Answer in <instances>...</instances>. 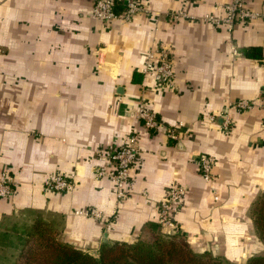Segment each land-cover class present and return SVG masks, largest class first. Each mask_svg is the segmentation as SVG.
Listing matches in <instances>:
<instances>
[{
	"label": "crops",
	"instance_id": "1",
	"mask_svg": "<svg viewBox=\"0 0 264 264\" xmlns=\"http://www.w3.org/2000/svg\"><path fill=\"white\" fill-rule=\"evenodd\" d=\"M233 1L140 0L131 20L106 24L95 0H0V168L14 189L0 198V264H17L43 221L95 257L139 242L173 186L186 190L174 218L194 252L234 264L264 253L251 215L264 195V0H242L257 17L230 29ZM161 50L171 84L147 70ZM244 100L254 107L238 109ZM142 106L159 128L137 117ZM135 136L120 200L97 157ZM201 157L214 162L209 181ZM58 175L68 190L49 189Z\"/></svg>",
	"mask_w": 264,
	"mask_h": 264
},
{
	"label": "built area",
	"instance_id": "2",
	"mask_svg": "<svg viewBox=\"0 0 264 264\" xmlns=\"http://www.w3.org/2000/svg\"><path fill=\"white\" fill-rule=\"evenodd\" d=\"M120 6L123 7L122 11H118ZM142 10L143 7L140 5V0H95L93 17L106 24L118 19L129 21ZM226 11L227 16L223 21L230 29L236 24L257 17L255 13L244 6L242 0H234L232 4L226 7ZM213 20L218 21V18ZM148 56L147 70L154 72L157 81L171 84L174 78V69L170 53L166 50H161L152 52ZM236 107L240 110H251L254 104L244 100L238 102ZM137 117L144 123L146 128H159L156 116L143 106L139 109ZM229 126L230 119L227 117L224 127L228 129ZM136 139V136L133 137L130 145L123 148L113 149L105 153L100 152L97 157L100 162L97 177H107L115 182L118 186V197L120 200L125 196L124 186L129 178L130 170L138 159ZM199 161L204 179L207 181L211 180L213 177V160L208 157H201ZM70 187L71 183L68 178L60 175L53 177L49 185V189L54 191L68 190ZM13 194L14 189L9 173L0 168V198H7ZM185 194L186 190L179 186H173L168 190L167 200L160 207L159 225L163 233L173 234V236L178 235L179 232L174 216L182 208ZM94 215L99 217V214Z\"/></svg>",
	"mask_w": 264,
	"mask_h": 264
},
{
	"label": "trees",
	"instance_id": "3",
	"mask_svg": "<svg viewBox=\"0 0 264 264\" xmlns=\"http://www.w3.org/2000/svg\"><path fill=\"white\" fill-rule=\"evenodd\" d=\"M249 56H258L257 50ZM251 215L264 244V195L255 201ZM33 230L17 264H234L208 253L197 254L184 238H162L160 226L153 227L151 234L138 243L103 245L98 257L61 243L58 234L43 223H37ZM246 264H264V256L252 257Z\"/></svg>",
	"mask_w": 264,
	"mask_h": 264
},
{
	"label": "rangeland",
	"instance_id": "4",
	"mask_svg": "<svg viewBox=\"0 0 264 264\" xmlns=\"http://www.w3.org/2000/svg\"><path fill=\"white\" fill-rule=\"evenodd\" d=\"M42 222V221H41ZM43 224H45L46 226H48L46 223H44V221L42 222ZM36 225V224H35ZM48 227H50V226H48ZM33 228L30 230V232L28 233V236H27V239L26 240H28V238H29V235L30 234H32L33 233ZM159 235L162 237V238H164V239H175V238H177V239H182V236H180V235H176V236H173V234L172 235H168V233H163L162 231H160L159 230ZM170 236V237H169ZM148 237V236H147ZM146 238V237H145ZM185 240V239H184ZM135 243H138V242H135ZM135 243H131V244H135ZM131 244H129V245H131ZM198 254V253H197ZM260 256H264V253L263 254H261ZM217 258V257H216Z\"/></svg>",
	"mask_w": 264,
	"mask_h": 264
}]
</instances>
